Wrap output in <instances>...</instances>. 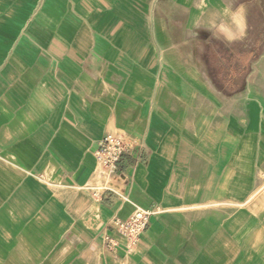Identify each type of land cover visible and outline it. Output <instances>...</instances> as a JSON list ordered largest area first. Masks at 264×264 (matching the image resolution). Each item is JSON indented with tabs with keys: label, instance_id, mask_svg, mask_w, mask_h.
<instances>
[{
	"label": "crops",
	"instance_id": "1",
	"mask_svg": "<svg viewBox=\"0 0 264 264\" xmlns=\"http://www.w3.org/2000/svg\"><path fill=\"white\" fill-rule=\"evenodd\" d=\"M0 264H264V0H0Z\"/></svg>",
	"mask_w": 264,
	"mask_h": 264
},
{
	"label": "built area",
	"instance_id": "2",
	"mask_svg": "<svg viewBox=\"0 0 264 264\" xmlns=\"http://www.w3.org/2000/svg\"><path fill=\"white\" fill-rule=\"evenodd\" d=\"M137 144H134L130 138L121 131L107 133L101 141L98 142L93 155L98 165V173L101 177L108 178L113 175L116 165L124 153L130 152ZM105 187L96 188L93 197L98 198ZM155 214L154 209L135 210L125 219L114 218L110 222L111 233H105L102 236L103 243L107 250H113L118 247L115 238L125 239L126 250H133L137 247L140 236L147 230L149 221Z\"/></svg>",
	"mask_w": 264,
	"mask_h": 264
}]
</instances>
